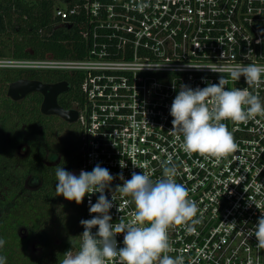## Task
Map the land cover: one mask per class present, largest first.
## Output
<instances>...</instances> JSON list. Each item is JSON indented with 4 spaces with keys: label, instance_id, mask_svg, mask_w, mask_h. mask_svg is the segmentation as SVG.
<instances>
[{
    "label": "built area",
    "instance_id": "built-area-1",
    "mask_svg": "<svg viewBox=\"0 0 264 264\" xmlns=\"http://www.w3.org/2000/svg\"><path fill=\"white\" fill-rule=\"evenodd\" d=\"M48 1L55 23L79 24L82 55L0 57V68L79 75V163L71 171H90L99 163L113 174L104 193L114 199L112 222L127 221L135 210L131 198L115 189L122 183L116 174L129 179L132 172L149 171L158 178L170 161L198 212L169 227L168 255L183 256L184 264H264V247L248 235L264 215V115L247 122L224 120L237 147L216 157L186 153L168 111L180 84L204 87L221 75L226 88H249L264 103V82L251 86L243 76L233 81L227 72L211 70L264 65V0ZM145 63L163 64L137 71ZM98 195L82 198L81 219L96 215L88 206ZM82 231L83 225L79 244ZM122 238L116 234L118 246ZM107 264H120L119 258Z\"/></svg>",
    "mask_w": 264,
    "mask_h": 264
},
{
    "label": "trees",
    "instance_id": "trees-1",
    "mask_svg": "<svg viewBox=\"0 0 264 264\" xmlns=\"http://www.w3.org/2000/svg\"><path fill=\"white\" fill-rule=\"evenodd\" d=\"M51 7L48 0H0V57L81 56L79 24L58 25ZM22 77L66 79L71 87L57 102L67 108L82 101L75 73L0 68V237L5 241L0 255L6 264H60L66 252L78 248L82 204L56 194L54 171L78 165L80 130L76 122L41 113L38 92L18 100L8 97V84ZM21 148L23 156L17 154ZM49 152L58 154L56 161H44ZM30 175L38 183L29 188L24 183ZM33 242L39 244L34 252Z\"/></svg>",
    "mask_w": 264,
    "mask_h": 264
},
{
    "label": "clouds",
    "instance_id": "clouds-1",
    "mask_svg": "<svg viewBox=\"0 0 264 264\" xmlns=\"http://www.w3.org/2000/svg\"><path fill=\"white\" fill-rule=\"evenodd\" d=\"M162 64L145 63L137 71L142 68L157 70ZM211 70L227 72L233 81L243 76L251 86L264 82V65L257 63H235ZM226 83L221 75L216 83H206L204 87L179 85L168 111L172 129L181 138V147L186 153L216 157L233 153L237 145L223 121L247 122L264 115V103L258 95L249 88H226ZM54 175L56 194L67 200L79 204L86 195L99 193L95 202L89 201L88 206L89 213L96 215L79 221L83 231L78 249L66 252L60 264H107L115 257L119 258L120 264H184L183 256L168 255V229L194 217L198 207L188 197L186 186L176 181L175 164L164 162L158 178H153L149 171L132 172L129 179L116 174L122 183L115 189L130 197L129 202L135 206L127 221L116 223L112 222L109 213L114 199L112 195L109 199L104 194L114 178L107 168L97 163L90 171L81 169L74 174L59 166ZM32 182H36V177L33 176ZM93 226L95 231H92ZM118 233H123L120 246L116 240ZM248 235H254L257 245L264 247V215L257 219ZM4 244L0 237V248ZM6 261L7 258L0 255V264H6Z\"/></svg>",
    "mask_w": 264,
    "mask_h": 264
},
{
    "label": "water",
    "instance_id": "water-1",
    "mask_svg": "<svg viewBox=\"0 0 264 264\" xmlns=\"http://www.w3.org/2000/svg\"><path fill=\"white\" fill-rule=\"evenodd\" d=\"M68 89L67 81L45 83L37 79L18 78L11 81L6 89V95L12 100H18L26 94L36 91L42 95L40 111L43 114H54L67 122H75L77 110L63 108L57 103V95Z\"/></svg>",
    "mask_w": 264,
    "mask_h": 264
},
{
    "label": "rangeland",
    "instance_id": "rangeland-1",
    "mask_svg": "<svg viewBox=\"0 0 264 264\" xmlns=\"http://www.w3.org/2000/svg\"><path fill=\"white\" fill-rule=\"evenodd\" d=\"M76 126H77V124H76ZM24 153H25V149L24 148H21V149H19L17 151V154L19 156H23ZM57 158H58V154H56V153H50L49 152L47 154V156H46V158H45L44 161H46L47 163H52V162L56 161ZM34 177H36V176H34ZM32 179H33V175L28 176L27 179H26V181H25V183H24V185L26 187H29V188L35 186L38 183V179L36 177V182L35 183L32 182ZM78 239H79V235H78ZM38 246H39V244L37 242H33L31 244V247H30L31 250H32V252H34L37 249ZM76 250H77V248H75L74 250H72L70 252H75Z\"/></svg>",
    "mask_w": 264,
    "mask_h": 264
},
{
    "label": "flooded vegetation",
    "instance_id": "flooded-vegetation-1",
    "mask_svg": "<svg viewBox=\"0 0 264 264\" xmlns=\"http://www.w3.org/2000/svg\"><path fill=\"white\" fill-rule=\"evenodd\" d=\"M21 70H23V69H21ZM23 71H28V72H32V71H38V70H30V69H24ZM62 72H66V71H62ZM68 73H70V72H68ZM70 74H72V73H70ZM22 78H28V79H32V78H29V77H22ZM62 80H65V81H67L66 79H61V80H56V81H53V82H57V81H62ZM53 82H45V83H53ZM67 84H68V89L66 90V91H64V92H60L58 95H57V98L56 99H58V98H61V96H62V94L63 93H65V92H67V91H69V89H70V87H71V84L67 81ZM36 92V91H35ZM39 93V92H38ZM42 96V95H41ZM58 103V102H57ZM59 104V103H58ZM60 105V104H59ZM61 106V105H60ZM62 107V106H61ZM76 106L75 105H72V106H70V107H67V108H75ZM63 108H65V107H63ZM60 118V117H59ZM63 120V119H62ZM65 121V120H64ZM65 122H67V121H65ZM46 158V157H45ZM45 160V159H44ZM46 162V161H45ZM47 163V162H46Z\"/></svg>",
    "mask_w": 264,
    "mask_h": 264
}]
</instances>
